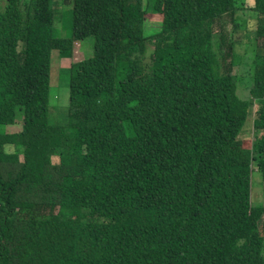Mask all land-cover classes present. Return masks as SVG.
Returning <instances> with one entry per match:
<instances>
[{
    "label": "trees",
    "instance_id": "1",
    "mask_svg": "<svg viewBox=\"0 0 264 264\" xmlns=\"http://www.w3.org/2000/svg\"><path fill=\"white\" fill-rule=\"evenodd\" d=\"M251 1L154 0L149 14L143 0H73L71 38L57 39L52 0H0V264H264L251 201L253 162L264 182V0ZM245 11L249 100L225 28ZM88 37L67 124L49 125L51 51L72 57ZM250 107L260 136L246 149Z\"/></svg>",
    "mask_w": 264,
    "mask_h": 264
},
{
    "label": "rangeland",
    "instance_id": "2",
    "mask_svg": "<svg viewBox=\"0 0 264 264\" xmlns=\"http://www.w3.org/2000/svg\"><path fill=\"white\" fill-rule=\"evenodd\" d=\"M147 5V13L153 12L154 0H143ZM243 2V0H239ZM246 5H250L251 0H245ZM52 35L57 39L71 38L72 35V8L73 0L62 3V0H52ZM237 20L240 26L233 31L232 24H226V30L230 32L231 41L235 45V67L233 74L235 78L236 94L242 100H249V87L252 83L251 61L252 60V37L249 35L255 26L254 16L250 12L238 13ZM158 21V20H156ZM151 21L149 18L145 20V28L147 30H157L160 22ZM93 37H88L83 41L76 43L72 49V57L62 56L56 50L51 51V69H50V109L47 119L49 125L64 126L68 121V102H69V75L70 67L74 63L81 61L85 57L93 56ZM251 58V59H250ZM122 69L120 62L117 64V73ZM123 70V69H122ZM254 107L249 108L248 117L245 124L238 135V139L243 146L248 149L252 148L253 142L260 136L253 129V112ZM126 132L132 135L131 129L126 125ZM6 132L15 133L21 129V117L12 126H7ZM55 161V158H53ZM57 162V160L55 161ZM252 189L251 201L252 205L264 206V182L256 169L255 162L252 164ZM262 234L264 235V215L260 223Z\"/></svg>",
    "mask_w": 264,
    "mask_h": 264
},
{
    "label": "crops",
    "instance_id": "3",
    "mask_svg": "<svg viewBox=\"0 0 264 264\" xmlns=\"http://www.w3.org/2000/svg\"><path fill=\"white\" fill-rule=\"evenodd\" d=\"M0 6H2V2L0 3Z\"/></svg>",
    "mask_w": 264,
    "mask_h": 264
}]
</instances>
